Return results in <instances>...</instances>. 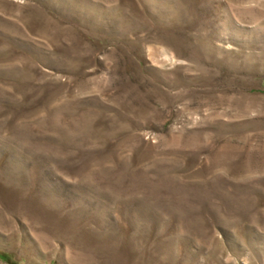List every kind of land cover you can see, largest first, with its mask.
Wrapping results in <instances>:
<instances>
[{
  "label": "rangeland",
  "instance_id": "1",
  "mask_svg": "<svg viewBox=\"0 0 264 264\" xmlns=\"http://www.w3.org/2000/svg\"><path fill=\"white\" fill-rule=\"evenodd\" d=\"M0 264H264V0H0Z\"/></svg>",
  "mask_w": 264,
  "mask_h": 264
}]
</instances>
